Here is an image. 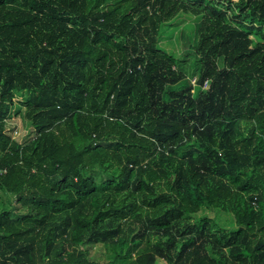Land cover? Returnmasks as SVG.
Wrapping results in <instances>:
<instances>
[{"label":"trees","instance_id":"16d2710c","mask_svg":"<svg viewBox=\"0 0 264 264\" xmlns=\"http://www.w3.org/2000/svg\"><path fill=\"white\" fill-rule=\"evenodd\" d=\"M162 260L264 264V0H0V264Z\"/></svg>","mask_w":264,"mask_h":264},{"label":"rangeland","instance_id":"374dc122","mask_svg":"<svg viewBox=\"0 0 264 264\" xmlns=\"http://www.w3.org/2000/svg\"><path fill=\"white\" fill-rule=\"evenodd\" d=\"M197 19L191 17H184V19H179L177 23L171 26L169 29L171 30L167 36L161 41V45L165 47L167 51L170 52H181V41L179 38L180 32L182 30L187 31L192 36L195 32V24L197 23ZM195 79H193V82ZM9 127L13 129L12 135L15 139H21L26 137L28 130L30 129L29 121L21 116H16L14 118H9ZM28 136V135H27ZM10 199H14L13 197H9ZM15 206L16 203L13 202ZM207 215L210 219L214 220L215 223L221 228H231L234 226V218L232 215L224 214L222 212L213 213L211 211L206 213H201V216ZM90 251V255L92 258L98 259L102 262L106 259L105 250L100 245H94L88 247ZM157 264H166L163 260L158 261Z\"/></svg>","mask_w":264,"mask_h":264}]
</instances>
